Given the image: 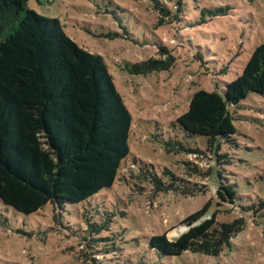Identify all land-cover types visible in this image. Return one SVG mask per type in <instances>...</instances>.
Segmentation results:
<instances>
[{"label":"rangeland","instance_id":"374dc122","mask_svg":"<svg viewBox=\"0 0 264 264\" xmlns=\"http://www.w3.org/2000/svg\"><path fill=\"white\" fill-rule=\"evenodd\" d=\"M27 6L57 18L79 46L105 59L133 116L131 153L115 185L86 202L64 210L48 204L27 215L0 201V264H264V215L248 211L264 198V96L251 93L236 109L238 132L218 149L223 162L205 137L175 126L197 91H222L243 72L264 42V0H185L182 7L173 0H27ZM216 8L225 11L211 15ZM150 58L173 66L148 74L125 67ZM169 142L178 145L168 151ZM171 176L180 181L173 184ZM221 181L236 188V204L218 199ZM209 201L202 220H246L230 248L219 256L152 250V236L177 239L189 229L185 218Z\"/></svg>","mask_w":264,"mask_h":264},{"label":"trees","instance_id":"16d2710c","mask_svg":"<svg viewBox=\"0 0 264 264\" xmlns=\"http://www.w3.org/2000/svg\"><path fill=\"white\" fill-rule=\"evenodd\" d=\"M173 1L182 7L185 0ZM161 50L168 52L165 46ZM172 66L150 58L125 67L148 74ZM251 93L264 96V42L224 90L197 91L175 126L205 137L221 162L220 143L237 134L236 109ZM132 125V113L101 55L79 46L57 18L39 14L27 0H0V201L30 215L48 204L64 210L112 188L131 153ZM175 145L169 142L167 150ZM171 177L173 184L180 181ZM151 182L163 190L156 175ZM217 196L229 204L238 200L234 185L223 181ZM209 205L185 218L189 229L177 239L152 236V250L169 256L187 251L219 256L230 248L246 220L220 222L217 215L202 220ZM248 211L253 217L264 215V198ZM260 224L264 239V222Z\"/></svg>","mask_w":264,"mask_h":264}]
</instances>
